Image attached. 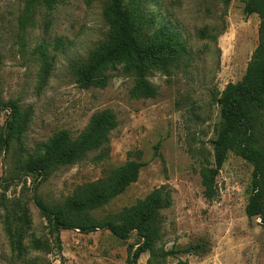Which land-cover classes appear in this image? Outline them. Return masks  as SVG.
<instances>
[{
    "label": "rangeland",
    "instance_id": "rangeland-1",
    "mask_svg": "<svg viewBox=\"0 0 264 264\" xmlns=\"http://www.w3.org/2000/svg\"><path fill=\"white\" fill-rule=\"evenodd\" d=\"M57 1L49 9L40 0H0V264H133L131 251L144 241L136 230L119 239L106 229H61L60 247L58 230L37 204L65 207L81 188L109 181L128 161L143 164L136 181L84 213L120 222L165 186L172 204L159 211L155 252H142L135 264H264L261 218L246 214L254 165L230 151L213 199L201 174L214 164L219 98L243 78L259 44L258 14H247L244 0H135L149 21L148 36L174 34L177 49L162 54L165 65L150 66L154 95H144L125 62L109 65L104 83L84 85L80 78L107 39V0ZM11 101L27 123L7 149L2 138ZM103 111L117 121L107 143L44 177L23 170L53 137L66 131L78 139ZM189 246L196 250L186 252ZM171 250L177 252L166 254Z\"/></svg>",
    "mask_w": 264,
    "mask_h": 264
},
{
    "label": "trees",
    "instance_id": "trees-1",
    "mask_svg": "<svg viewBox=\"0 0 264 264\" xmlns=\"http://www.w3.org/2000/svg\"><path fill=\"white\" fill-rule=\"evenodd\" d=\"M40 1L49 9L54 8L58 2ZM244 2L246 13H256L260 18L259 44L243 78L236 83H229L219 98L222 121L214 142V164L204 165L201 174L204 193L208 199H213L218 194L217 175L230 151L251 162L254 165L252 192L246 205V214L249 218L259 216L264 227V146L260 144L264 129V0ZM105 17L109 24L108 36L92 52L89 62L81 70L83 84L90 85L97 81L104 83L100 77L103 71L111 64L125 62L127 68L136 74L140 92L154 95L147 79L148 70L153 64L165 65L163 53L177 52L174 47L175 35L170 34L161 39L158 35L149 37V21L141 14L135 0H107ZM5 108L10 109V115L5 121L2 144L8 149L12 138L21 134L26 127L27 118L14 101L7 103ZM116 126L117 121L110 111L100 112L93 117L78 139L72 140L66 131L58 134L45 146L43 154L27 160L22 168L26 172L47 176L55 168L75 163L89 151L107 143L110 131ZM142 165L135 161L126 162L114 172L109 181L94 182L81 188L75 197L67 201L65 207H51L37 199L40 209L58 230L59 246L61 229H79L84 233L106 229L119 239L129 238L131 231L136 230L144 241L131 251L132 263H137L144 251L153 255L155 242L160 235L159 211L172 204L171 194L165 186L153 190L144 200L127 210L120 222L114 219L94 221L84 213L107 203L136 181ZM195 250V246L185 249L186 252ZM176 252L171 250L166 254Z\"/></svg>",
    "mask_w": 264,
    "mask_h": 264
}]
</instances>
